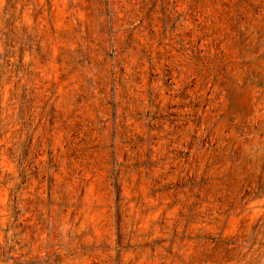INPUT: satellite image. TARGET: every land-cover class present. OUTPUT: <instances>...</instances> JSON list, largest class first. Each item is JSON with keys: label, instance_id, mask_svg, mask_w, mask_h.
I'll list each match as a JSON object with an SVG mask.
<instances>
[{"label": "rangeland", "instance_id": "374dc122", "mask_svg": "<svg viewBox=\"0 0 264 264\" xmlns=\"http://www.w3.org/2000/svg\"><path fill=\"white\" fill-rule=\"evenodd\" d=\"M0 264H264V0H0Z\"/></svg>", "mask_w": 264, "mask_h": 264}]
</instances>
